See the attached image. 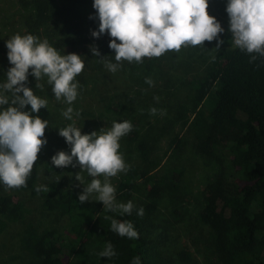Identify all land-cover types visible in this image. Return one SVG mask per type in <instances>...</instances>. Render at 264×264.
<instances>
[{
	"label": "trees",
	"instance_id": "obj_1",
	"mask_svg": "<svg viewBox=\"0 0 264 264\" xmlns=\"http://www.w3.org/2000/svg\"><path fill=\"white\" fill-rule=\"evenodd\" d=\"M56 1L39 3L34 12L36 22L61 24L59 31H67L71 47L88 43L86 31L66 26L69 10ZM89 27L98 31L99 19L90 22ZM229 27L218 38L223 44L212 56L203 77L187 81L192 92L189 107L178 108L176 120L182 129L188 125L192 132L194 154L212 160L217 169L204 185L198 212V221L209 229L211 257L207 264H264V56L237 48ZM252 56L256 59L252 60ZM133 103L129 98L124 102L110 101L106 106L113 122L130 121L133 125L124 137L134 147L139 164L128 166L115 186L117 199L135 200L132 213L101 214L99 205L81 204L80 194L62 180H54L37 192L35 162L26 187L8 188V194L0 195V233L20 226L19 246L26 257L23 264H88L82 249L88 242L113 245L116 255L106 264H132L135 257L141 264H188L190 256L185 250L178 249L168 257L162 252L164 235L154 222L163 199L172 203L170 224L182 219L175 200L183 171L161 167L160 161L152 159L154 141L159 138L150 139L140 118L130 114ZM23 110L31 112V106ZM32 115L48 121L50 112L46 106ZM183 146V138L175 135L168 143V151L176 158ZM20 192L39 196L43 211L65 216V230H39L25 223L28 210L18 196ZM140 208L144 209L143 216L137 214ZM105 216L131 222L138 239L113 232Z\"/></svg>",
	"mask_w": 264,
	"mask_h": 264
},
{
	"label": "rangeland",
	"instance_id": "obj_2",
	"mask_svg": "<svg viewBox=\"0 0 264 264\" xmlns=\"http://www.w3.org/2000/svg\"><path fill=\"white\" fill-rule=\"evenodd\" d=\"M43 0H0V83L6 81V73L13 66L10 64L6 42L16 34H32L40 41L47 40L61 55L77 54L84 62V69L75 78L78 83L77 99L71 104H66L63 99L57 100L52 91V85L47 82V77L37 81L29 69L25 86L29 87L34 95L47 101L50 112L48 127L45 129L47 143L38 153V179L37 187H45L54 180H62L66 187L76 190L79 194L91 182L86 171H81L79 164L73 160L75 167L58 168L52 164L51 158L59 151L70 154L71 146L59 135V129L69 124L80 128L81 134H98L108 131L112 127L113 115L106 110L110 101L134 100L130 114L140 118L142 129L147 131L154 141L155 150L152 159L160 161L161 167H176L183 171L177 207L181 209L182 219L171 225L170 212L172 203L163 199L154 216L155 224L159 225L161 234L164 235L162 252L168 257L176 250L182 249L189 253L188 264H207L211 257L209 242V229L198 221V212L201 207V194L207 180L216 173V165L212 160L195 155L193 134L188 125L183 129L177 122V109L181 106L189 107L191 90L187 81L201 78L210 64L212 56L217 51V40L206 45L182 47L179 52L169 51L159 58H144L142 63L135 61L119 62L115 73L110 72L105 66V61L117 63L115 52L109 48L112 39L107 33L99 38L92 36L90 22L98 20V13L93 8L94 0H57L62 8L69 10L67 27L73 31H86L89 42L82 46L71 47L68 44L69 36L66 30L59 31L61 24H38L34 12ZM228 0H208V12L225 28L229 24L226 12ZM66 27V28H67ZM119 43V41H117ZM234 44V42H233ZM96 47L100 56L93 55L91 48ZM104 57L102 61L101 58ZM153 62V63H150ZM150 69V70H149ZM146 78L154 82L152 86L145 83ZM42 87H36V84ZM10 96V94H8ZM22 96V93H20ZM158 97L157 99H155ZM73 108V119L68 120L63 116L67 107ZM6 107V106H4ZM156 108V115H151L149 110ZM79 113V115H77ZM163 113V114H161ZM191 117V116H190ZM189 117V118H190ZM175 135L183 138L184 146L178 157H172L168 151V143ZM119 153L123 156L127 166L139 164L134 147L123 136L119 140ZM81 171V172H80ZM84 177V184L75 179L76 173ZM123 172L109 178L115 187ZM102 182L103 176L97 177ZM10 191L0 182V195ZM95 195L90 197V202L101 207V214L105 211L102 202L95 200ZM18 196L24 207L28 210L25 223L41 229H53L63 232L67 225V218L57 212H46L41 209V199L30 192H20ZM135 202L134 199L120 200L117 203ZM20 226L8 228L0 233V264H23L26 261L21 252L19 239ZM82 249L88 256V264H106L108 258L100 257L104 246L99 243H85Z\"/></svg>",
	"mask_w": 264,
	"mask_h": 264
},
{
	"label": "clouds",
	"instance_id": "obj_3",
	"mask_svg": "<svg viewBox=\"0 0 264 264\" xmlns=\"http://www.w3.org/2000/svg\"><path fill=\"white\" fill-rule=\"evenodd\" d=\"M208 7V0H94L99 28L92 36L99 38L107 33L112 38L109 48L114 50L117 63L105 61V66L115 73L121 61L142 63L144 58H159L169 51L179 52L182 47L217 40L224 29L209 14ZM226 12L234 45L248 54L264 56V0H228ZM222 44V40H217L216 49ZM6 47L13 66L6 73V81L0 83V182L7 188H20L27 186L38 153L47 143L42 137L48 122L32 115L45 108L47 101L25 86L29 69L37 81L46 76L55 98L71 105L78 96V83L74 80L85 65L79 55H61L47 40L40 41L32 34L14 35L7 40ZM91 51L94 56H100L96 47ZM145 83L152 86L154 82L146 78ZM36 87L42 86L37 83ZM27 105L31 106V112L23 110ZM149 112L156 115L158 110L151 108ZM62 114L72 120L73 108L67 107ZM132 130L130 121L113 122L110 130L99 134L93 131L82 135L80 128L73 124L58 130L71 151L70 154L59 151L51 158L52 164L58 168L75 167V159L81 171L93 177L78 196L81 204L90 202V197L96 194L95 200L103 203L105 211L121 215L132 213L134 204L131 201L117 203L116 189L109 181L118 173L128 171L119 153V140ZM80 172L75 179L83 185L84 177ZM100 176L104 177L103 182L97 178ZM137 214L143 216L144 209L140 208ZM105 219L111 221V230L119 236L138 239L139 234L131 222H119L110 216ZM115 255L110 242L99 253L100 257L109 259ZM132 264H141L140 258L135 257Z\"/></svg>",
	"mask_w": 264,
	"mask_h": 264
}]
</instances>
